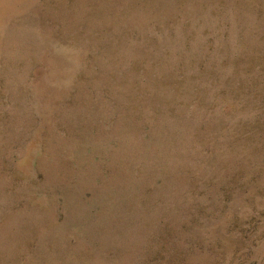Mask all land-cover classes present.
<instances>
[{
	"label": "rangeland",
	"instance_id": "1",
	"mask_svg": "<svg viewBox=\"0 0 264 264\" xmlns=\"http://www.w3.org/2000/svg\"><path fill=\"white\" fill-rule=\"evenodd\" d=\"M0 264H264V0H0Z\"/></svg>",
	"mask_w": 264,
	"mask_h": 264
}]
</instances>
